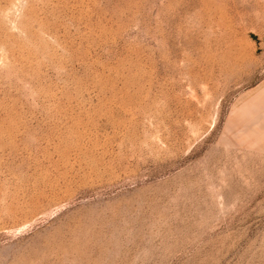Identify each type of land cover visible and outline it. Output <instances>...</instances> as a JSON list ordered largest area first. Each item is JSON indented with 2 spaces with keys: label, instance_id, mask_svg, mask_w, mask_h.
<instances>
[{
  "label": "rangeland",
  "instance_id": "rangeland-1",
  "mask_svg": "<svg viewBox=\"0 0 264 264\" xmlns=\"http://www.w3.org/2000/svg\"><path fill=\"white\" fill-rule=\"evenodd\" d=\"M255 102L264 0H0V264H264Z\"/></svg>",
  "mask_w": 264,
  "mask_h": 264
},
{
  "label": "crops",
  "instance_id": "crops-1",
  "mask_svg": "<svg viewBox=\"0 0 264 264\" xmlns=\"http://www.w3.org/2000/svg\"><path fill=\"white\" fill-rule=\"evenodd\" d=\"M253 105V111L251 112V109H247L248 111V114L246 116V118L250 117L252 119H255L253 122H255L257 120V122L259 121V119H261L260 117H264V102H255L252 104ZM247 112H244L247 113ZM250 120V119H249ZM253 122H250V123H253ZM256 131H259L261 132V134L264 133V129H257ZM263 132V133H262Z\"/></svg>",
  "mask_w": 264,
  "mask_h": 264
},
{
  "label": "bare ground",
  "instance_id": "bare-ground-1",
  "mask_svg": "<svg viewBox=\"0 0 264 264\" xmlns=\"http://www.w3.org/2000/svg\"><path fill=\"white\" fill-rule=\"evenodd\" d=\"M248 99V98H247ZM243 103V102H242ZM263 133V132H262Z\"/></svg>",
  "mask_w": 264,
  "mask_h": 264
}]
</instances>
